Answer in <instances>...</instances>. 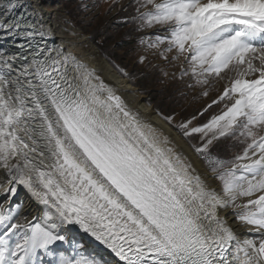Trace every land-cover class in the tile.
Instances as JSON below:
<instances>
[{"label":"snow or ice","instance_id":"snow-or-ice-1","mask_svg":"<svg viewBox=\"0 0 264 264\" xmlns=\"http://www.w3.org/2000/svg\"><path fill=\"white\" fill-rule=\"evenodd\" d=\"M102 2L0 0V264H264V0Z\"/></svg>","mask_w":264,"mask_h":264},{"label":"rangeland","instance_id":"rangeland-1","mask_svg":"<svg viewBox=\"0 0 264 264\" xmlns=\"http://www.w3.org/2000/svg\"><path fill=\"white\" fill-rule=\"evenodd\" d=\"M109 3H111V0H108L107 3L102 2L98 9L99 14L94 18L89 16L78 17L71 5H68L66 10L73 11V19L76 20L77 26L83 30L86 36L105 32L106 30L107 34L111 37L108 41L107 47H109L110 50L115 51L117 62L128 67L131 71H136V69L131 67L135 52L132 50V45L127 43L129 38L125 33L128 29L126 27L113 28L111 26L110 21L115 14H105V10L108 8ZM96 39H99V36H96ZM140 83L144 86L145 95L143 96L146 99L150 96L154 103H158L162 98H166L171 91L170 88H165L162 91V85L156 82L153 78L141 80ZM165 102L170 103L167 100H165ZM181 103L183 104L184 102L181 101ZM189 111H191V109H189Z\"/></svg>","mask_w":264,"mask_h":264},{"label":"bare ground","instance_id":"bare-ground-1","mask_svg":"<svg viewBox=\"0 0 264 264\" xmlns=\"http://www.w3.org/2000/svg\"><path fill=\"white\" fill-rule=\"evenodd\" d=\"M49 2H51V0H49ZM52 7H53V9H55V7H56L55 3H53ZM141 100L144 101V100H147V99L144 96H142Z\"/></svg>","mask_w":264,"mask_h":264}]
</instances>
